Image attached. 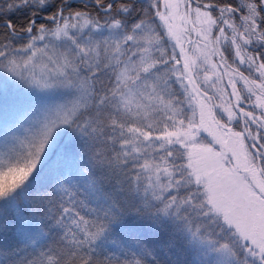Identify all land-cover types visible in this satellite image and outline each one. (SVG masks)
Returning a JSON list of instances; mask_svg holds the SVG:
<instances>
[{
  "label": "snow or ice",
  "instance_id": "snow-or-ice-1",
  "mask_svg": "<svg viewBox=\"0 0 264 264\" xmlns=\"http://www.w3.org/2000/svg\"><path fill=\"white\" fill-rule=\"evenodd\" d=\"M9 220L0 264H264V0H0Z\"/></svg>",
  "mask_w": 264,
  "mask_h": 264
},
{
  "label": "rangeland",
  "instance_id": "rangeland-1",
  "mask_svg": "<svg viewBox=\"0 0 264 264\" xmlns=\"http://www.w3.org/2000/svg\"><path fill=\"white\" fill-rule=\"evenodd\" d=\"M73 1H77V0H73ZM32 91H33L32 89L27 88L26 86H21V88L18 90L12 89L9 92V101L18 103L26 108L28 103L27 95L32 93Z\"/></svg>",
  "mask_w": 264,
  "mask_h": 264
},
{
  "label": "trees",
  "instance_id": "trees-1",
  "mask_svg": "<svg viewBox=\"0 0 264 264\" xmlns=\"http://www.w3.org/2000/svg\"><path fill=\"white\" fill-rule=\"evenodd\" d=\"M76 4H79V0L77 1H73ZM19 18V14L18 17ZM13 223L11 222V220L8 221V230L6 232L0 233V241H4V240H10L11 236H12V232H13Z\"/></svg>",
  "mask_w": 264,
  "mask_h": 264
}]
</instances>
